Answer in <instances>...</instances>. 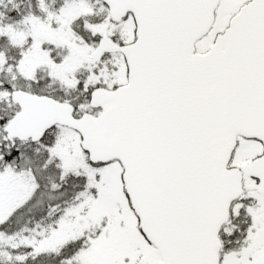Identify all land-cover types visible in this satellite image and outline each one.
<instances>
[{"label": "snow or ice", "instance_id": "obj_1", "mask_svg": "<svg viewBox=\"0 0 264 264\" xmlns=\"http://www.w3.org/2000/svg\"><path fill=\"white\" fill-rule=\"evenodd\" d=\"M0 264H264V0H0Z\"/></svg>", "mask_w": 264, "mask_h": 264}]
</instances>
